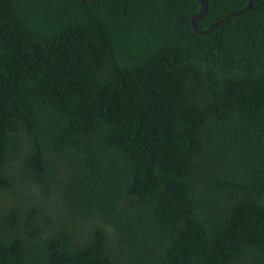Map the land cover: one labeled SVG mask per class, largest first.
<instances>
[{"label": "trees", "instance_id": "1", "mask_svg": "<svg viewBox=\"0 0 264 264\" xmlns=\"http://www.w3.org/2000/svg\"><path fill=\"white\" fill-rule=\"evenodd\" d=\"M200 9L0 0V264H264V0Z\"/></svg>", "mask_w": 264, "mask_h": 264}, {"label": "water", "instance_id": "2", "mask_svg": "<svg viewBox=\"0 0 264 264\" xmlns=\"http://www.w3.org/2000/svg\"><path fill=\"white\" fill-rule=\"evenodd\" d=\"M79 1H81V2H94L96 0H79ZM196 1L200 4L201 9H200V11L198 13H196L195 15H193L191 17L190 23H191V26H192L193 30L199 35H207L212 30L217 28L219 25L224 23L227 19H229L231 17L238 16L240 14H243V13L247 12L248 10H250V8L253 6V4L255 2V0H249L248 3L246 4V6H244L242 9L227 14L226 16L221 18L220 20L214 22L207 29H201L198 26V23H199L200 20H202L207 15L208 9H209V5H208V2L206 0H196Z\"/></svg>", "mask_w": 264, "mask_h": 264}]
</instances>
